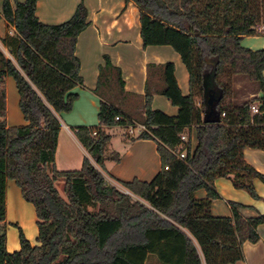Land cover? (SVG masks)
<instances>
[{
  "label": "trees",
  "instance_id": "obj_1",
  "mask_svg": "<svg viewBox=\"0 0 264 264\" xmlns=\"http://www.w3.org/2000/svg\"><path fill=\"white\" fill-rule=\"evenodd\" d=\"M38 1L3 3V18L16 32L3 40L8 54L0 47V264H146L151 255L161 264L243 260V245L259 241L264 216L245 218L240 214L245 207L229 202L232 216L215 217L212 203L220 199L215 182L221 178L261 199L253 181L264 184V175L243 158L246 148L264 151V49L244 48L242 40L264 35L259 30L264 28V0H131L141 12L144 47H172L186 66L191 87L184 96L174 64L164 65L160 93L179 109L175 117L152 110L147 91L142 122L147 130L137 140L156 142L162 169L151 182H119L147 205L109 186L93 164L103 166L112 139L108 129L133 125L111 103L101 102L99 127L75 130L91 159L85 158L79 171L56 169L57 115L72 111L78 99L72 90L84 84L76 46L88 27V11L81 3L67 22L46 25L36 16ZM105 60L102 72L112 67ZM232 76L256 83L261 97L225 104L233 93L227 81ZM7 77L16 83L25 126L7 125ZM118 82L123 89L120 71ZM214 85L222 97L206 122V96ZM255 104L260 114H252ZM192 129L195 149L181 139ZM183 152L182 160L176 153ZM112 159L120 157L114 153ZM59 179L65 180L66 200L55 186ZM8 180L36 209L40 246H33L16 225L21 249L7 251ZM199 190L206 191L205 199L196 197ZM96 205L97 213L88 210Z\"/></svg>",
  "mask_w": 264,
  "mask_h": 264
},
{
  "label": "crops",
  "instance_id": "obj_2",
  "mask_svg": "<svg viewBox=\"0 0 264 264\" xmlns=\"http://www.w3.org/2000/svg\"><path fill=\"white\" fill-rule=\"evenodd\" d=\"M12 0V4L14 5ZM23 3L25 0H17ZM3 3L0 0V47L8 54L3 44L7 36L14 35L16 30L3 18ZM84 4L88 11V27L79 35L76 56L80 60V75L84 84L72 90L78 96L70 113L57 115L61 128L58 135V147L55 155V166L60 172L79 171L83 167L85 158L91 159L86 149L79 142L75 130L80 127H99V113L101 102L114 105L122 117L134 124L128 127L117 126L108 129L112 136L107 145L103 166L93 162L107 178L114 182H132L139 180L151 182L162 169L157 144L153 140H137L138 133L130 136V127L139 130L145 118L146 94H152V110L162 111L170 117L178 115L179 109L160 92L164 87L163 67L167 63L175 66V77L184 96L191 93L190 75L183 64L181 56L170 46L144 47L141 36V12L131 0H39L36 16L46 25H59L70 20L80 4ZM242 46L252 51L264 49V35L248 36L242 40ZM108 57L112 67L102 72L106 67L105 58ZM118 71L121 73L123 89L118 82ZM232 94L225 104H241L244 100L259 98L261 92L256 83L245 82L241 76L230 78ZM7 125L8 127H22L27 123L19 108L20 95L13 78L7 77ZM246 83L253 88L244 85ZM211 89L218 92V101L222 94L214 85ZM210 89V90H211ZM209 91V90H208ZM198 105L201 101L196 99ZM219 102L215 104L216 107ZM192 129L187 136L192 149ZM140 132V131H138ZM121 135L123 145L113 147L114 137ZM137 135V136H136ZM128 137L130 140L126 141ZM109 149L117 153L119 161L112 159ZM244 162L264 175V151L246 148ZM120 184V183H119ZM260 200L253 199L245 190L236 189L229 179H218L215 189L220 199L213 201L212 214L215 217H231L232 209L229 202L244 206L240 214L245 218L264 216V184L258 179L253 181ZM199 200L205 199V190L196 193ZM20 227L26 239L33 246H40L37 242L39 229L34 205L24 200L20 188L15 181H7L6 189V248L9 253L21 249L20 234L16 227ZM259 241L246 242L243 245V260L234 264H264V223L258 226ZM158 263L151 255L147 263Z\"/></svg>",
  "mask_w": 264,
  "mask_h": 264
},
{
  "label": "rangeland",
  "instance_id": "obj_3",
  "mask_svg": "<svg viewBox=\"0 0 264 264\" xmlns=\"http://www.w3.org/2000/svg\"><path fill=\"white\" fill-rule=\"evenodd\" d=\"M260 31H263L264 29L261 27L259 28ZM243 77V80H245V82H251L247 77L245 76H241ZM252 83V82H251ZM246 83H244L245 85ZM206 85H210V80L209 78H206ZM245 86L247 87H250V88H253L252 86H250V83H249V86L246 84ZM134 125V124H133ZM139 130L138 129H135L134 133H138V134H141L142 132H138ZM130 136H135V135H130ZM137 136V135H136ZM139 136V135H138ZM121 139H124L121 137V135H116L114 137V141H113V147H116V148H119L123 145V142H121ZM126 139V138H125ZM124 139V140H125ZM131 137H128V140H130ZM192 143H193V148H195L194 146L196 145L197 143V139H196V131H193L192 132ZM113 150L109 149V156L112 157L113 156ZM102 175L103 177L105 178L107 184L111 187H114L116 188L118 191H120L121 193L125 194V195H128L130 196L133 201H137V202H140L144 205H147L143 200H141L140 198L136 197L135 195H133L131 192H129L127 189H125L121 184L117 183V182H114L112 180H110L109 178H107L99 169H97ZM55 186L57 188V190L59 191L60 195L62 198H64L65 200L67 199V193H66V190H65V180L64 179H59L56 183H55ZM88 210L92 213H97L99 211V206L96 205V206H89L88 207ZM154 256V255H153ZM156 259L157 257L154 256ZM158 261V259H157ZM158 263H160L158 261ZM150 264H154V262H151ZM161 264V263H160Z\"/></svg>",
  "mask_w": 264,
  "mask_h": 264
},
{
  "label": "water",
  "instance_id": "obj_4",
  "mask_svg": "<svg viewBox=\"0 0 264 264\" xmlns=\"http://www.w3.org/2000/svg\"><path fill=\"white\" fill-rule=\"evenodd\" d=\"M218 102V92L216 90H209L206 96V104L208 106V113L206 114V122H209L215 115V104ZM264 115V114H263Z\"/></svg>",
  "mask_w": 264,
  "mask_h": 264
},
{
  "label": "built area",
  "instance_id": "obj_5",
  "mask_svg": "<svg viewBox=\"0 0 264 264\" xmlns=\"http://www.w3.org/2000/svg\"><path fill=\"white\" fill-rule=\"evenodd\" d=\"M264 29V28H263ZM251 111H252V114H254V115H256V114H260V110H259V107H258V105H252L251 106ZM223 116H225V114H223ZM120 120V118H116V121H119ZM129 129V134L130 135H133L134 134V128H132V127H130V128H128ZM147 129H146V127L144 126V125H142V126H140L139 127V131L140 132H144V131H146ZM97 133L96 132H94V135H96ZM181 139H182V142L183 143H185V142H187V138H186V136H182L181 137ZM176 155H177V157L179 158V159H185V152H183V153H176Z\"/></svg>",
  "mask_w": 264,
  "mask_h": 264
}]
</instances>
